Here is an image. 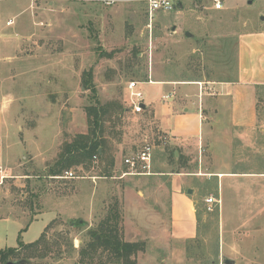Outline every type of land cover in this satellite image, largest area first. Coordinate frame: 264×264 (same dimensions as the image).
<instances>
[{"label":"rangeland","instance_id":"1","mask_svg":"<svg viewBox=\"0 0 264 264\" xmlns=\"http://www.w3.org/2000/svg\"><path fill=\"white\" fill-rule=\"evenodd\" d=\"M263 1L226 0L220 11L184 1L150 22L144 0H0V249L18 247L24 229L25 244L44 240L11 260L118 264L89 249L114 210L123 239L144 242L138 264H264V86L254 124L201 143L173 140L149 109L133 112L128 91L141 82L157 107L180 99L175 82L234 80L241 36L264 29ZM90 70L112 114L106 137L115 166L93 159L69 169L77 178L51 176L66 144L89 131ZM220 142L227 151L216 159ZM146 143L152 174L124 176L123 159ZM179 182L200 211L194 238H181L172 223Z\"/></svg>","mask_w":264,"mask_h":264},{"label":"crops","instance_id":"2","mask_svg":"<svg viewBox=\"0 0 264 264\" xmlns=\"http://www.w3.org/2000/svg\"><path fill=\"white\" fill-rule=\"evenodd\" d=\"M178 29L176 27V31ZM160 82L174 85L173 82ZM175 83L180 97L178 101L157 107L152 101L144 102L145 109H149L161 121L163 129L173 140L181 142L193 139L201 143L205 135H214V140H217L228 135L235 126L254 124L257 118V87L264 86V29L241 36L234 80H184ZM172 97V93L163 95L164 100ZM2 123L4 124V118L0 114V133L3 131ZM210 127L214 131L206 132ZM223 147L220 142L216 159H222L226 155L227 150ZM1 175L4 176L3 173ZM181 183H175L171 194L172 223L181 238H194L195 224L198 221L197 206L190 193L183 190Z\"/></svg>","mask_w":264,"mask_h":264},{"label":"trees","instance_id":"3","mask_svg":"<svg viewBox=\"0 0 264 264\" xmlns=\"http://www.w3.org/2000/svg\"><path fill=\"white\" fill-rule=\"evenodd\" d=\"M102 55L111 56L104 51ZM85 86L90 89L94 97V104L89 105L87 110L89 131L86 134H80L72 142L67 143L63 152L60 153L55 163L49 170L51 176H62L65 171H68L73 165H79L86 161H92L96 155L98 159L104 161L108 159L110 168L115 166V157L109 154L110 141L106 137V122L111 120L112 114L109 110V103L103 104L98 98L96 85L93 82L92 70L85 75ZM107 171V170H106ZM116 211V210H115ZM118 212V211H117ZM197 218L200 220V211L197 209ZM119 213L112 211L111 215L106 219L107 222L102 223L99 229L93 231L92 241L89 244V249L94 253L102 249L108 253V258L118 264H138L133 258L139 251H144V242L126 241L122 237L121 226L119 223ZM24 230V229H23ZM22 230V231H23ZM22 231L18 237V247H8L0 249V261L6 264L11 260V256L17 254L19 248H38L45 233L41 237L32 242L25 244L22 240ZM99 236V237H98ZM24 264L27 262L25 259Z\"/></svg>","mask_w":264,"mask_h":264},{"label":"built area","instance_id":"4","mask_svg":"<svg viewBox=\"0 0 264 264\" xmlns=\"http://www.w3.org/2000/svg\"><path fill=\"white\" fill-rule=\"evenodd\" d=\"M108 5L118 2L119 0H100ZM147 3V15L151 22L155 19L156 15L160 11L172 12L179 8V5L184 6V1L193 2L196 6L211 8L215 11H220L225 9L226 0H144ZM10 21L8 24H11ZM151 82V81H150ZM141 82L131 81L128 83V91L130 96V106L133 112H142L145 110V97L144 93L138 89V85ZM168 97V96H166ZM94 159H98L95 155ZM154 162V147L150 143H146L142 148L136 152L128 154L123 159V164L126 170L123 175H151ZM66 179L77 178L75 172L72 170L65 171V173L60 176ZM214 197L207 199L209 204L214 203Z\"/></svg>","mask_w":264,"mask_h":264},{"label":"water","instance_id":"5","mask_svg":"<svg viewBox=\"0 0 264 264\" xmlns=\"http://www.w3.org/2000/svg\"><path fill=\"white\" fill-rule=\"evenodd\" d=\"M253 2H254V0H248V4H252ZM179 8H182V5H179ZM186 35L187 36H190L191 33L190 32H187ZM191 192H192V189H189L188 190V193H191ZM6 264H24V260H22V259H19V260H10ZM224 264H235V261L234 260H231V259H226L224 261Z\"/></svg>","mask_w":264,"mask_h":264}]
</instances>
